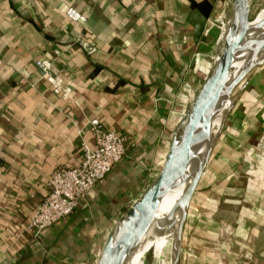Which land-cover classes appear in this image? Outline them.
<instances>
[{
  "label": "crops",
  "instance_id": "0c3cea01",
  "mask_svg": "<svg viewBox=\"0 0 264 264\" xmlns=\"http://www.w3.org/2000/svg\"><path fill=\"white\" fill-rule=\"evenodd\" d=\"M221 1L0 0V264H94L114 222L154 176L178 112L207 72L206 59L194 63L191 58L197 50L214 52L202 40L208 20L221 14ZM77 38L93 41L94 54L77 45ZM41 58H53L54 70L72 82L70 98L54 94L41 77L35 65ZM263 80L264 68L248 85H264ZM243 103L236 101L224 130L257 127V105ZM94 117L128 135L133 146L71 214L36 237L28 232L18 237L21 224L47 193L53 168L78 164L82 142L93 146L86 124ZM221 137L220 132L216 143ZM227 161L207 162L189 202L181 250L194 253L197 261L222 264L233 250L227 238L217 236L234 229L246 248L234 251L230 264H250L253 251L264 250L252 245L264 219L244 227L238 225L241 212L234 223L217 216L220 191L237 188L221 183L222 171L231 170ZM256 166L261 169L262 163ZM196 225L216 245L196 247ZM180 256L178 264H188Z\"/></svg>",
  "mask_w": 264,
  "mask_h": 264
},
{
  "label": "water",
  "instance_id": "95a60500",
  "mask_svg": "<svg viewBox=\"0 0 264 264\" xmlns=\"http://www.w3.org/2000/svg\"><path fill=\"white\" fill-rule=\"evenodd\" d=\"M249 0H228L231 19L218 38L212 64L171 130L158 170L109 231L94 264H126L151 233L171 230L168 264H178L189 202L227 114L250 79L264 68V16L250 24ZM240 61V62H239ZM226 102V104H225ZM219 117L213 131L211 122ZM183 183L164 228L155 209L166 190Z\"/></svg>",
  "mask_w": 264,
  "mask_h": 264
},
{
  "label": "built area",
  "instance_id": "2783aa9c",
  "mask_svg": "<svg viewBox=\"0 0 264 264\" xmlns=\"http://www.w3.org/2000/svg\"><path fill=\"white\" fill-rule=\"evenodd\" d=\"M227 19L226 13L223 12L218 18L207 22L206 31L212 28L219 31L214 42L216 44L214 52L217 49L220 33L228 22ZM77 45L87 53H93L96 50L95 43L84 38H77ZM54 53L58 55L60 50L57 48ZM212 58V52L208 54L197 50L193 52L191 60L195 63L202 59L207 61L209 59L210 62L206 65L208 70L212 64ZM53 64V58H41L35 61L41 77L48 82L52 92L66 100L71 96L73 84L54 70ZM86 129L92 134L93 146L82 142V158L78 164L53 168L47 182V193L35 203L32 213L21 224L18 237H21L24 232L36 237L45 228L53 226L71 214L78 202L105 178L112 167L123 159L128 149L134 144L128 135L106 126L96 117L87 120Z\"/></svg>",
  "mask_w": 264,
  "mask_h": 264
},
{
  "label": "rangeland",
  "instance_id": "374dc122",
  "mask_svg": "<svg viewBox=\"0 0 264 264\" xmlns=\"http://www.w3.org/2000/svg\"><path fill=\"white\" fill-rule=\"evenodd\" d=\"M227 1L228 0H222L221 1V4H222L221 14L223 12L227 13V11H228V6H227L228 2ZM263 7H264V0H249L248 1V18H249V20L253 19L263 9ZM221 14H219V16ZM206 32H207V38L202 40V45H203V43H205V44L209 43V40L211 39L212 36H213V40H215L216 37L218 36V33H219V31H216V32L212 33L211 34L212 36H211V35H208L209 30ZM215 46H216V44H215ZM215 52L218 53V49H216ZM215 52H212V55H214ZM208 62H210L209 59L207 61V64H208ZM254 84H256V85L259 84L260 89H255ZM254 84L251 86L252 89L250 88L249 85H247V87H245V89H243V91L239 95L240 97L237 99V101L242 102V100H243V102H245V103H243L245 106H249V105H251V103L253 104V106L257 105L256 108L258 109V112H259V114L258 113L257 114L260 115L261 118L259 119V121H254V123H256V125L254 124V126H257V128L261 127V129L262 128L264 129V114H263L264 113V91L263 92L260 91V90L264 89V85L261 83V81L258 83H254ZM253 89H255L257 91H255ZM258 90H259V92H258ZM189 98H191V97H189ZM248 98H250L252 101L249 102ZM254 102H256V103H254ZM258 106H260V107H258ZM183 109L178 112L176 119H175V122L178 121ZM262 111H263V113H261ZM251 145H254V141L250 142V145L248 147H252ZM259 145H261V147H262V152L260 154L259 153L256 154V156H255L256 160L254 163H255V165L257 163H258V165L262 163L261 169L255 168L254 170L253 169L249 170V168H250L249 164L251 162V156L244 157V156L240 155L239 152L238 153L236 152V155L232 154L231 156L227 157V159H228L227 167L231 170L226 171V173L224 172V170L222 171V173H221L222 177L221 178H224L225 180L221 179V183L228 186V187H229V185H228L229 183H230V186H232V184H236L237 188L234 190L233 189H222L220 191L221 198L220 199L218 198L219 203L216 204V210L219 213L217 216L223 217V219H225L223 221H226V223H232V222L234 223V220H235L238 212H241L243 215L246 211H248V212L255 211L257 202H255L254 199L257 198L260 193L264 192V135L260 138ZM216 150H218V149L216 148ZM214 155L216 156L217 154H214ZM211 160H213V158L209 159L208 161L210 162ZM158 168H159V166L157 167V170H158ZM156 171H155V173H156ZM202 177H205V176H202ZM226 177L227 178L231 177V178L226 179ZM221 183H220V185H221ZM242 197H246L247 199L249 197L251 201H249V200L246 202L241 201ZM238 221H239V219H238ZM227 236H228V234L221 232V235L217 236V239L219 241H224L227 238ZM153 237H151L149 241L153 242L155 239V238L153 239ZM251 237L252 236L248 235V240H250ZM252 242H253L252 245L255 249H256L257 245L258 246L264 245V224L262 225L260 234H258L257 239L255 237L254 239H252ZM156 249H157V247L153 243L151 245L150 251H148V258L151 257V255L154 253V251ZM256 250L253 251V255L258 252ZM244 258H246V257H244ZM248 258H253V257H252V255H249ZM248 258H246V260ZM250 264H253V263L250 262Z\"/></svg>",
  "mask_w": 264,
  "mask_h": 264
},
{
  "label": "trees",
  "instance_id": "16d2710c",
  "mask_svg": "<svg viewBox=\"0 0 264 264\" xmlns=\"http://www.w3.org/2000/svg\"><path fill=\"white\" fill-rule=\"evenodd\" d=\"M219 14L214 15L213 18H217ZM87 53V52H86ZM89 55L94 54L93 53H87ZM231 114V111H230ZM229 114V116H230ZM229 116L227 117L226 121L228 120ZM239 120H241V116L238 113ZM225 126V124H224ZM224 126L221 128V141L222 142H217L214 146L213 149V155L217 154L216 156H213L214 163H223L224 158H227L231 156L232 154L236 155V152L240 153V155L246 157V156H251V162L249 164L251 169L257 168L255 165V160H256V154H260L262 152V147L259 145L260 138L264 135V129L261 127L255 128L249 132H243L240 130L241 124L238 126V128L233 129V131H228V129L224 130ZM258 129V130H257ZM254 141V145H251L252 147H248L250 145V142ZM234 146V148H233ZM229 147V148H228ZM216 148L218 150H216ZM231 149V150H229ZM215 152V153H214ZM243 157V158H244ZM261 165V164H260ZM159 164L157 165V167ZM199 201H204L206 202L208 198L198 196L197 198ZM248 200L250 198L248 197ZM256 204V209L255 211H246L243 215H241V218L238 221L239 226H248L249 223L253 224H259L263 219H264V192L260 193L257 198L254 199ZM205 230L202 228L200 225L195 226V233L193 235V240L192 243L198 247L199 249H205V248H211L214 245H216V240L213 239L212 235H207L205 234ZM238 234L234 229H229L228 231V236L226 240V245L228 248L231 250L240 251L243 248H246V246H243L242 242L239 241L238 239ZM223 246V245H222ZM225 246V245H224ZM184 248V247H183ZM182 248L181 250V256L180 258L184 260L188 264H207L208 261L204 259V261L200 262L201 260L198 259V261L195 259V256L193 255L194 253H185L184 249ZM233 252H227L224 254L225 256L223 257L222 264H230L232 260V253ZM253 264H264V250L258 251L256 254H254V260L252 262ZM92 264V263H88Z\"/></svg>",
  "mask_w": 264,
  "mask_h": 264
},
{
  "label": "bare ground",
  "instance_id": "6f19581e",
  "mask_svg": "<svg viewBox=\"0 0 264 264\" xmlns=\"http://www.w3.org/2000/svg\"><path fill=\"white\" fill-rule=\"evenodd\" d=\"M226 16L229 22L231 16L228 13H226ZM263 16L264 7L253 19L250 20V24H256L257 22H260ZM222 33L223 31H221L220 36H222ZM214 42L215 40H213V37H211L209 43L207 44V47L212 48V46L215 45ZM219 120V117H215L212 120L211 129L213 131L219 125ZM183 185V183H180L166 190L155 209L154 216L159 221V225L161 224V227L163 228L165 226V220H167V218H169V215H172V213L174 212V210L172 212V207L175 200L179 196ZM151 237H153V239L155 238L153 242L149 241ZM171 237V230H163L162 232H155L154 230H151V233H149V235L138 245L126 264H168V248ZM153 243L154 245H156L157 249L154 251L151 257L148 258V251H150L151 245Z\"/></svg>",
  "mask_w": 264,
  "mask_h": 264
}]
</instances>
